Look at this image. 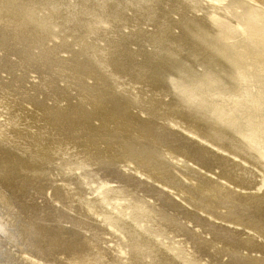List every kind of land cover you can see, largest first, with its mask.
<instances>
[{"label":"bare ground","instance_id":"1","mask_svg":"<svg viewBox=\"0 0 264 264\" xmlns=\"http://www.w3.org/2000/svg\"><path fill=\"white\" fill-rule=\"evenodd\" d=\"M263 7L264 0H0V152L17 162L29 199L47 193L66 207L85 185L74 171L88 167L114 177L113 192L127 201L119 206L134 219L154 222L146 229L119 206L110 210L162 260L169 257L155 239L161 228L203 251L196 230L168 208L149 204V214L132 186L117 182L129 169L186 209L264 240ZM175 14L182 37L169 25ZM181 56L186 63H177ZM128 77L171 96L165 114L143 117L139 99L119 91ZM66 181L75 192L65 191ZM105 198L87 202L95 211ZM23 201L28 264L92 263L90 239L73 218ZM229 234L216 229L214 240ZM231 249H223L225 264H264Z\"/></svg>","mask_w":264,"mask_h":264},{"label":"rangeland","instance_id":"2","mask_svg":"<svg viewBox=\"0 0 264 264\" xmlns=\"http://www.w3.org/2000/svg\"><path fill=\"white\" fill-rule=\"evenodd\" d=\"M248 3H251L250 5L254 4L260 6L256 3ZM218 5L220 4L218 3ZM260 7L262 8V6ZM175 15L176 16H173V19L175 17V20H173L175 23H169V25L175 26L176 24L178 27L174 28L173 31L175 35L182 37L180 33L183 32L181 31L183 28L176 23V19L178 17L180 18V16L179 14ZM190 16L189 18H192V15ZM147 25L148 29L153 26L152 23ZM181 60L185 62L183 56H181L177 63L181 62ZM195 68H199L198 65H196ZM118 84L119 91L124 93L126 97L135 96L139 99L138 107L144 111V113L141 114L143 117L146 115H155L154 117H156L165 114L163 105L165 102L172 100L171 96H168V94H166L165 97H160V95L156 97L153 95L152 92L154 91H149L153 88L152 86L150 87L152 84L151 81L150 84L143 82L132 84V81L129 80L128 77L122 79ZM160 103H162V105H160ZM135 109L137 110L138 108ZM152 113L154 115H152ZM24 122L26 124L30 123L29 120L25 119ZM126 122L128 123L131 121L127 119ZM163 124L167 126L166 123ZM94 125H99V121L98 124L94 122ZM3 144H5V142H3ZM5 155L6 154L3 155L0 152V264H28L21 255L23 250H27L26 243H29L24 222L25 218L30 217V213H27L23 201V198L26 197L28 200H35L36 207L38 206V208H42L45 205V208L57 212V216L60 218L59 220H67L68 218L74 219L73 224L79 227L90 239L89 255L92 258L91 264H225L226 257L222 256L223 252L231 248L240 250L243 253L245 252L251 255L256 254L264 257V240L258 237L253 231L251 232V230L245 228L244 225L236 226L211 218L206 219L204 214L200 215L199 212L189 208L186 209L175 195L173 196L172 194L166 193L165 190L159 187L158 183L151 180L149 181L133 173L131 170L126 169L125 173L128 174V179L117 182H124L132 186L138 196L141 197H139V206H142V209L146 210V212L148 211L150 214L148 208L151 205L149 204H156L164 209L168 208L173 217L184 223L186 222L185 225L187 224L188 230H196L198 233L197 237L200 236L205 239V249L200 253H196L194 251L195 247L193 242L190 240L188 241L186 237L177 232H166L165 229L161 228L160 230H162V232L160 231L161 233L156 234L155 239H157L160 246L166 251L169 257L168 259L166 258L167 261L162 260L159 254H155L152 251L150 242L140 239L134 229L127 225L128 223L126 221H120L110 217V210L112 208L127 204V201L121 194L113 192L112 187H114L115 183L109 180L114 178L113 176H108L104 173L88 172V167H84L85 170L81 169L82 172L80 169L74 171V175H79L84 179L85 185L83 189L75 192L70 182L66 181L64 186L65 191L75 193L74 198L69 204L66 205V207H62L61 203L50 194L44 197L47 193L42 195V198L40 197L37 199L32 197L29 199L26 195L27 180L15 173L18 166L16 165L15 167L14 165L17 164V162L15 163L13 158H6ZM2 161H6V164ZM7 162L9 164H7ZM11 162L12 166L10 165ZM119 167L123 168L124 166L119 165ZM48 177L45 178L44 184L49 188L53 186L54 182ZM133 182H136V184H133ZM96 195H106V198L103 200L105 203L94 211L87 201L90 196ZM142 198L144 200H142ZM119 210L121 213H125L132 225H143L142 227L145 226L144 228L150 230L156 229L153 221L140 222L134 219L129 212L130 209L125 211L122 206H119ZM205 223H208L211 227H207ZM216 229L218 231L228 230L231 234H229L228 237H221L218 240H214L216 237L213 233Z\"/></svg>","mask_w":264,"mask_h":264},{"label":"water","instance_id":"3","mask_svg":"<svg viewBox=\"0 0 264 264\" xmlns=\"http://www.w3.org/2000/svg\"><path fill=\"white\" fill-rule=\"evenodd\" d=\"M0 142H3V141H0ZM7 164H9L8 162H7ZM11 166H12V164H10ZM14 165V164H13ZM15 167H16V164L14 165Z\"/></svg>","mask_w":264,"mask_h":264}]
</instances>
